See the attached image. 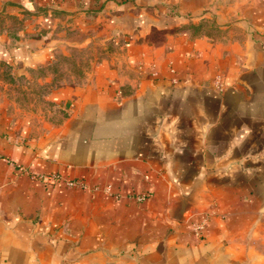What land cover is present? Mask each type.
<instances>
[{"label":"crops","instance_id":"1","mask_svg":"<svg viewBox=\"0 0 264 264\" xmlns=\"http://www.w3.org/2000/svg\"><path fill=\"white\" fill-rule=\"evenodd\" d=\"M44 1L96 53L42 112L0 93V264H264V0L217 34L181 0ZM55 41L0 59L27 75Z\"/></svg>","mask_w":264,"mask_h":264},{"label":"rangeland","instance_id":"2","mask_svg":"<svg viewBox=\"0 0 264 264\" xmlns=\"http://www.w3.org/2000/svg\"><path fill=\"white\" fill-rule=\"evenodd\" d=\"M181 2L201 15L208 13V17L198 21V31L212 30L217 34L219 28L215 25L214 12L223 6L228 7L234 0ZM46 3L44 0H0V43L7 51L20 39H32L40 34L46 33L56 40L53 62L46 68L34 69L27 75H17L13 65L0 59V93L5 105L13 113H18L17 110L25 113L33 110L42 112L45 109V96L61 85L81 82L84 72L92 66L90 57L96 53L92 48L77 45L84 43L87 37L74 31L71 16L68 17V14H63L59 9H52ZM39 16L54 17V21H40Z\"/></svg>","mask_w":264,"mask_h":264},{"label":"built area","instance_id":"3","mask_svg":"<svg viewBox=\"0 0 264 264\" xmlns=\"http://www.w3.org/2000/svg\"><path fill=\"white\" fill-rule=\"evenodd\" d=\"M263 154H264V149H263ZM21 169H24L23 167H20ZM67 185L69 186H74V187H85V184L81 181L78 180H67ZM145 195H139L137 196V200H141L144 198ZM205 229V224L203 222L197 224L196 226H194V230H195V234L200 236Z\"/></svg>","mask_w":264,"mask_h":264}]
</instances>
